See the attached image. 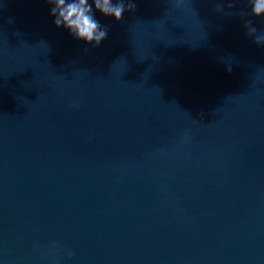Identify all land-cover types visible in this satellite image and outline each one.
I'll list each match as a JSON object with an SVG mask.
<instances>
[{
	"label": "water",
	"instance_id": "95a60500",
	"mask_svg": "<svg viewBox=\"0 0 264 264\" xmlns=\"http://www.w3.org/2000/svg\"><path fill=\"white\" fill-rule=\"evenodd\" d=\"M123 2L0 0V264H264V16Z\"/></svg>",
	"mask_w": 264,
	"mask_h": 264
},
{
	"label": "clouds",
	"instance_id": "9594fccd",
	"mask_svg": "<svg viewBox=\"0 0 264 264\" xmlns=\"http://www.w3.org/2000/svg\"><path fill=\"white\" fill-rule=\"evenodd\" d=\"M52 5L51 16L54 17V25L57 28L64 27L77 40L94 47L106 38L107 29H103L100 23L94 18L93 5L95 10L106 17H112L119 21L125 12L123 0L113 3V0H47ZM251 7V15L255 17L264 16V0H247ZM134 3L129 2L127 10H133ZM256 33L255 28L249 29V35ZM255 42L262 44L260 37ZM71 253H69V256Z\"/></svg>",
	"mask_w": 264,
	"mask_h": 264
}]
</instances>
